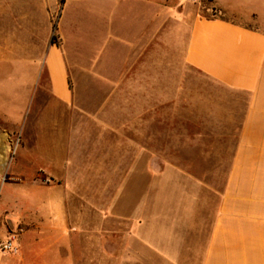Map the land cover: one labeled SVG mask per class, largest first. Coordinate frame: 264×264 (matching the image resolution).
I'll return each mask as SVG.
<instances>
[{
    "label": "crops",
    "instance_id": "obj_1",
    "mask_svg": "<svg viewBox=\"0 0 264 264\" xmlns=\"http://www.w3.org/2000/svg\"><path fill=\"white\" fill-rule=\"evenodd\" d=\"M201 1L123 4L154 10L150 27L128 43L131 59L174 42L167 28L176 19L186 64L223 91L206 111L192 100L185 116L182 99L114 98L131 84L119 71L114 80L101 74L95 61L107 42L126 40L99 37L105 43L88 47L84 62L88 40L66 35L65 0L59 42L50 36L37 47L45 55L42 92L28 117L10 121L22 132L9 186L31 195L17 199L21 213H0L15 217L0 227V245L14 235L19 247L0 248V264H264V19L236 0H213L217 11L201 16ZM116 8L99 2L90 12Z\"/></svg>",
    "mask_w": 264,
    "mask_h": 264
},
{
    "label": "rangeland",
    "instance_id": "obj_2",
    "mask_svg": "<svg viewBox=\"0 0 264 264\" xmlns=\"http://www.w3.org/2000/svg\"><path fill=\"white\" fill-rule=\"evenodd\" d=\"M79 1L71 0L66 8L63 23L65 33L71 41H75L79 35L88 40L84 62H88L93 55L89 48H101L105 43L102 40L111 32L126 40L107 42L104 45L105 50L95 61V67L101 74L114 80L119 71L121 83L131 84V90L121 88L117 93H113L114 98L121 100L146 98L158 101L161 96H167L182 99L185 102V116L190 113L192 100L199 101L201 110L206 111L208 100L223 99V91L213 81L186 64L185 44L178 42L183 34L182 28L176 19L169 21L167 28V34L174 42L166 45L152 44L145 53L136 54L138 57L131 59L128 43L137 40L143 28L150 27V17L154 10L144 7L124 8L123 4L128 3V0H82L81 3ZM236 1L254 7L264 19V0ZM99 2L106 3L110 8L117 6L116 11H107L104 14L90 12L93 5ZM63 5V0H0V213L6 209L13 214L21 213L22 205L16 204L17 199L31 195V189L28 187L9 186V183L15 181L10 179L7 168L18 146V133L22 132V128H17L19 131L16 129L21 127V124L17 126L10 121L18 123L28 117L37 94L42 92L45 84L43 74L45 55L39 58L37 47L43 45L50 36L59 42L55 27L58 26ZM212 6L213 0H202L201 16L211 17L217 11V9L213 11ZM204 7H210L211 10ZM99 37L103 39L99 40ZM145 84L152 88L144 92ZM164 84L167 85V91H160V85ZM88 87L90 98L95 94L94 85L89 84ZM100 98L101 94L97 97L95 95L94 99ZM187 127L191 132L190 124L185 125V132ZM204 129L206 130V125ZM208 142L206 138L201 139L200 147L207 146ZM184 146L185 148L192 146L191 139L187 138L186 133ZM3 147L5 154L1 150ZM199 174L203 177L208 175ZM14 218L3 214L0 218V227L10 228V222ZM2 234L3 231L0 230V237Z\"/></svg>",
    "mask_w": 264,
    "mask_h": 264
},
{
    "label": "built area",
    "instance_id": "obj_3",
    "mask_svg": "<svg viewBox=\"0 0 264 264\" xmlns=\"http://www.w3.org/2000/svg\"><path fill=\"white\" fill-rule=\"evenodd\" d=\"M0 248L4 252L17 253L19 250V247L17 245L16 237L14 235L9 236L6 241L1 243Z\"/></svg>",
    "mask_w": 264,
    "mask_h": 264
},
{
    "label": "trees",
    "instance_id": "obj_4",
    "mask_svg": "<svg viewBox=\"0 0 264 264\" xmlns=\"http://www.w3.org/2000/svg\"><path fill=\"white\" fill-rule=\"evenodd\" d=\"M65 2V0H63V3Z\"/></svg>",
    "mask_w": 264,
    "mask_h": 264
},
{
    "label": "bare ground",
    "instance_id": "obj_5",
    "mask_svg": "<svg viewBox=\"0 0 264 264\" xmlns=\"http://www.w3.org/2000/svg\"><path fill=\"white\" fill-rule=\"evenodd\" d=\"M4 164V163H3Z\"/></svg>",
    "mask_w": 264,
    "mask_h": 264
}]
</instances>
